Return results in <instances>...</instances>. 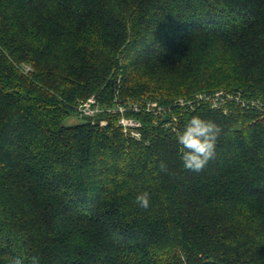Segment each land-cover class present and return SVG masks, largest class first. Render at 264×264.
I'll list each match as a JSON object with an SVG mask.
<instances>
[{
    "label": "trees",
    "instance_id": "trees-1",
    "mask_svg": "<svg viewBox=\"0 0 264 264\" xmlns=\"http://www.w3.org/2000/svg\"><path fill=\"white\" fill-rule=\"evenodd\" d=\"M192 116L222 129L200 172L176 136ZM32 256L264 264V0H0V264Z\"/></svg>",
    "mask_w": 264,
    "mask_h": 264
},
{
    "label": "clouds",
    "instance_id": "clouds-1",
    "mask_svg": "<svg viewBox=\"0 0 264 264\" xmlns=\"http://www.w3.org/2000/svg\"><path fill=\"white\" fill-rule=\"evenodd\" d=\"M221 131L222 129L214 121L199 116H192L187 121L183 130L176 134L184 169L200 172L205 168L215 154L216 142ZM160 167L164 169L165 165L161 163ZM135 202L147 209L150 204L149 193L145 191L138 194ZM10 264H25V261L21 257H14ZM30 264H40L39 258L32 256Z\"/></svg>",
    "mask_w": 264,
    "mask_h": 264
},
{
    "label": "built area",
    "instance_id": "built-area-1",
    "mask_svg": "<svg viewBox=\"0 0 264 264\" xmlns=\"http://www.w3.org/2000/svg\"><path fill=\"white\" fill-rule=\"evenodd\" d=\"M27 70H29V67L27 66ZM222 95L223 92H220ZM226 94V93H225ZM207 96H202V94L197 95V101L201 99H205ZM181 103H185L184 101H181ZM132 109L135 111L140 110L139 104L134 103L132 104ZM78 109L85 115L95 118L99 113L104 111V108H102L100 101L97 97L92 96L88 98L87 100H84L80 102L78 105ZM162 107L159 106V103L157 101H151L150 104L148 102L147 104V110H153L155 114H158L162 111ZM127 110V107L124 105H120L117 108H110L108 109L109 112H120L122 114L121 118L119 119L120 125L123 126V129L125 132H129L134 138H140L141 133L138 130L141 126V122L133 117H127L125 115V112ZM106 122H101V124H105Z\"/></svg>",
    "mask_w": 264,
    "mask_h": 264
},
{
    "label": "rangeland",
    "instance_id": "rangeland-1",
    "mask_svg": "<svg viewBox=\"0 0 264 264\" xmlns=\"http://www.w3.org/2000/svg\"><path fill=\"white\" fill-rule=\"evenodd\" d=\"M29 67V70L31 69V67L30 66H28ZM199 94H202V93H198V95ZM233 95H235V94H233ZM220 98H222V100L224 101V99L225 98H231V94H224V95H222L220 92H218V93H210V94H208V96L206 97V99H208V100H211V101H213V102H217ZM145 100H147V99H145ZM150 100H152L151 98L150 99H148L147 100V102H149V104H150ZM181 101H183V99H181ZM190 102H197V100H190ZM134 118V117H133ZM88 120V117H86V116H83V115H80V114H76V115H72L67 121H66V123L67 124H69V125H71V124H76V123H81V122H85V121H87ZM101 122H107V120L106 119H102L101 120Z\"/></svg>",
    "mask_w": 264,
    "mask_h": 264
}]
</instances>
